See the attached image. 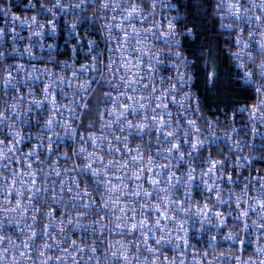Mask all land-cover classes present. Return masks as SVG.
<instances>
[{
    "label": "built area",
    "instance_id": "obj_1",
    "mask_svg": "<svg viewBox=\"0 0 264 264\" xmlns=\"http://www.w3.org/2000/svg\"><path fill=\"white\" fill-rule=\"evenodd\" d=\"M184 1L0 0V264H264L258 203L264 202V168L256 154L264 144V0H214L232 76L245 83L250 74L245 84L255 91L251 103L228 109H208L194 90V59L183 47ZM133 29L138 35L129 39L125 33ZM129 62L137 66L129 70ZM137 74L143 79L133 93L121 76ZM125 91L148 105L129 121L139 125L147 117L151 128L156 97L164 96L167 108L157 112L171 113L163 117L170 125L143 138L129 136L127 121L117 122L131 103L120 96ZM105 93L118 99L104 103ZM90 105L96 120L84 126ZM168 132L173 135L165 140ZM92 136L105 137L95 141L100 148ZM200 142L193 152L190 145ZM173 145L179 150L167 151ZM110 146L120 151L109 152ZM137 149L143 161L133 165ZM122 155L134 171L152 159L144 175L168 190L149 202L163 215L146 213L144 200L132 212L134 197L105 190L111 180L119 188L127 184L129 194L138 183L152 191L148 181L121 183L115 177L124 170L106 169ZM86 164L99 174L83 175ZM37 188L40 198L30 200ZM53 196L61 203L53 204ZM82 204L94 210L73 206ZM125 214L146 222L143 235L139 228L130 234L116 229V217ZM34 231L39 235L29 241Z\"/></svg>",
    "mask_w": 264,
    "mask_h": 264
},
{
    "label": "snow or ice",
    "instance_id": "obj_2",
    "mask_svg": "<svg viewBox=\"0 0 264 264\" xmlns=\"http://www.w3.org/2000/svg\"><path fill=\"white\" fill-rule=\"evenodd\" d=\"M136 11L135 8H133V12L129 13V17H131L133 15V13ZM33 22L35 23V18H33ZM172 25H169V28H171ZM138 35V33H136L135 29H133L132 33H125V36L128 37L129 39H135V36ZM239 43V41H238ZM262 48H264V45H261ZM132 51H136L135 49H133ZM141 55H143L141 53ZM137 65H131V62H129L128 64L125 65V67H128L129 70L131 67H136ZM238 67H241V65H237ZM262 76H264V72H262L261 74ZM143 79L142 77H139L138 74L131 76L130 78H125L124 76H121V81L124 83V86L126 89H130L133 93H135L138 89L135 87L136 84L140 83V80ZM251 80L250 74H245L244 77V82L245 83H249ZM105 81L101 80L98 83H104ZM110 87H115L110 85ZM150 87V84H144L143 85V89H148ZM157 89L156 88H152V93H156ZM257 91H260V89H257ZM121 97L131 101V103H128L126 105L123 106V110L119 111L118 115H117V122H122L121 121V117L123 118L124 121H127L126 127L128 129V135H135L138 137L143 138V136L147 135L149 131L152 130V128L155 129V132L160 133L162 131V129L166 126V125H170V122L165 120L163 117L165 114L167 115H171V113H166V112H157V109H166L167 105L164 103V96H159L156 97V107L152 109V112L154 113V115L151 118V128H147L146 129V125L148 124V118L145 117L144 121H142L139 125L137 124H133L131 121L128 120V116L129 115H136L138 114L140 111L142 110H146L148 108V105L145 103H142L140 101L144 100V97H140L139 99L134 98L133 96H128L127 95V91L123 92L120 94ZM118 98H114L111 96L110 93H105L104 95V100L102 102L107 103V102H113ZM172 103L175 104L176 101L173 98ZM261 104L264 105V101H261ZM115 110V109H114ZM190 124H192V122H189ZM51 124V121H49V125ZM158 125V127H157ZM194 126V124L192 125ZM106 128H110L111 125H107L105 126ZM121 131H123V129H121ZM173 135L172 132H168L166 134V136L164 137L165 140L168 139V137H171ZM105 137H97V136H92L89 137V140L93 142V147L94 148H100L99 144H96L95 141L96 140H103ZM120 138L117 137V140H119ZM157 139L159 140V137H157ZM124 141H127V136L124 137ZM190 147L192 148L193 152L198 151V148L203 147V142H200L199 145L196 144H192L190 145ZM173 149L175 150H179V145H173V148L168 149L167 151L171 152L173 151ZM120 151V149H112L111 146L108 148V151ZM83 149H81V153H83ZM130 151V150H129ZM158 155L163 156L162 152H158ZM92 154H89V157L91 158ZM189 155H192V153H189ZM143 161V154L140 152L139 149L136 150V155L131 157V162L133 165L137 164V163H142ZM215 164L216 162H213V169L215 168ZM151 166H152V159L149 158V163L146 167H142L139 169V171H134L130 168L129 162L127 160L124 159V156L122 155L120 157V159L117 160H113V161H109L108 165H106V169L108 168H116L117 170H124L125 171V176L123 177H115L116 180L121 181V183H123V181L125 179L129 180V181H136V182H141V181H148L151 185H152V191H148L147 189H142L140 187V184H137V188L136 190L132 191L130 194L127 193L126 191H124V189H126L128 187L127 184H124L123 188H119L118 186H113L111 183V180H109L107 183H105L103 185V187L105 188L106 191H112V192H117L119 191L121 193L122 196H128L131 195L132 197H134L135 199L132 200V206L129 208L130 211L135 212L136 208L140 207L139 201L140 200H144L145 201V205H144V211L146 213H150L152 211H155L157 213H160V205H152L149 201L151 198L154 197H158L161 193V191L166 192L168 189H160V184L161 181L157 180V179H151L149 181V178L147 176L144 175L145 172L150 171L151 170ZM167 165H160V168L164 169L167 168ZM131 171V175H127V172ZM210 172L212 171V169L209 170ZM81 173L83 175H91L92 177L97 176L99 173L96 172L95 170L92 169L91 164H86L84 166V168L81 169ZM161 173H157V175H160ZM189 175V179L194 180V177L191 175V173H188ZM169 180H171V177H169ZM97 185H99L101 182L99 180L94 181ZM35 183V180H33V184ZM169 187H174V185H169ZM98 190V189H97ZM42 190L37 188L35 191H33L31 193L30 196V200L31 199H36L38 200L40 198V194H41ZM17 195L22 196L23 192H19L17 193ZM84 195H88L87 193H84ZM79 199V197H78ZM112 198L109 197V200H111ZM119 197L116 198V200H118ZM116 201H113V203H115ZM59 203H61V201L56 200L55 196H53V204L58 205ZM168 203H171V201H168ZM260 204V208L262 210V212H264V202H258ZM74 207H83L86 210H94L93 208V204H82V205H73ZM109 205L106 202L105 203V208H107ZM17 207H20L19 202L17 203ZM127 207V206H126ZM39 209H37L38 211ZM254 210V209H253ZM121 212H125V208L122 207L120 208ZM248 210H245V212L243 213V215H247ZM161 215H163V213H160ZM48 217L51 218L52 213L49 212ZM33 221L35 222L36 217L33 216L32 217ZM103 219V217L101 218ZM131 219L134 222L131 223V225L129 226L127 221ZM72 221H69V224H71ZM160 221L159 219H157L156 221V225H159ZM116 229L123 234L125 230H127V232L130 234L134 231L137 230V228L140 229L141 234L143 235V230L144 228L147 226L146 222L144 220L141 221H135V217H128L127 214H125V216H120V217H116ZM0 227H2V225H0ZM31 227V226H29ZM49 227H54V225H49ZM84 227V226H81ZM247 227V226H246ZM262 228H264V225H261ZM149 231H151V229H149ZM60 232H63V229H60ZM44 235H50V233L48 232H44ZM39 235V233L37 232H32L31 236L29 237V241H32L34 238H36ZM229 239H232V237H229ZM76 242L72 241V244L74 245ZM157 244L160 243V241H156ZM25 247H29V244H25ZM53 247V245L50 244H45L43 246V248L45 249H51ZM56 247H59V242H56ZM124 246H121V249ZM83 251V250H81ZM92 251H95V249H92ZM119 251V250H118ZM41 255H43V251H41ZM113 257L117 256L116 252L112 253ZM51 259V257L49 258ZM128 257H125V260H127ZM45 264H47V262H45Z\"/></svg>",
    "mask_w": 264,
    "mask_h": 264
},
{
    "label": "trees",
    "instance_id": "obj_3",
    "mask_svg": "<svg viewBox=\"0 0 264 264\" xmlns=\"http://www.w3.org/2000/svg\"><path fill=\"white\" fill-rule=\"evenodd\" d=\"M182 26L188 28L183 47L194 59V90L208 109L232 108L255 99L254 88L233 77L234 66L226 49V36L215 13L214 0L180 2ZM96 108L84 116L85 125L94 122ZM259 162L264 168V144L259 147Z\"/></svg>",
    "mask_w": 264,
    "mask_h": 264
},
{
    "label": "bare ground",
    "instance_id": "obj_4",
    "mask_svg": "<svg viewBox=\"0 0 264 264\" xmlns=\"http://www.w3.org/2000/svg\"><path fill=\"white\" fill-rule=\"evenodd\" d=\"M259 153H260V150L257 149V150H256V154H257V161H258V163H260V162H259V159H260V158H259Z\"/></svg>",
    "mask_w": 264,
    "mask_h": 264
}]
</instances>
